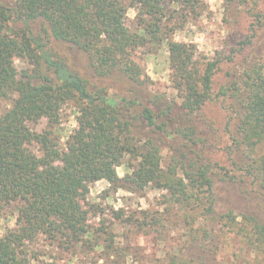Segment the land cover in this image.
Returning a JSON list of instances; mask_svg holds the SVG:
<instances>
[{
	"label": "trees",
	"instance_id": "obj_1",
	"mask_svg": "<svg viewBox=\"0 0 264 264\" xmlns=\"http://www.w3.org/2000/svg\"><path fill=\"white\" fill-rule=\"evenodd\" d=\"M204 7L205 0H0V108L8 105L0 113V215L15 217V227L0 237V264H32L31 246L43 239L111 257L118 251L114 231L106 220L96 224L91 218L106 210L87 207L91 185L100 181L113 189L121 183L133 190L156 184L171 193L170 201L187 219L202 209V250L217 239L221 245L208 251L218 254L227 247L223 237L237 236L241 250L255 254L247 261L264 264V155L256 157L264 142V67L244 57L240 69L228 71L227 81L215 87L222 64L238 61L242 50L199 61L192 44L174 38L187 17H197ZM53 40L87 54L97 82L72 68ZM163 47L176 94L155 90L139 61L140 50L154 55ZM17 60L28 66L19 70ZM69 104L78 111V125L61 149V111ZM216 106L226 114L227 150L240 176H230L208 157L218 140L209 111ZM43 119L45 130L30 127ZM35 144L41 156L32 150ZM124 162L132 171L120 178L117 169ZM247 179L259 187L262 197L253 200L262 204L218 210L219 183ZM125 213L110 215L130 224ZM192 237L199 240L195 231ZM163 262L215 264L178 256Z\"/></svg>",
	"mask_w": 264,
	"mask_h": 264
},
{
	"label": "rangeland",
	"instance_id": "obj_2",
	"mask_svg": "<svg viewBox=\"0 0 264 264\" xmlns=\"http://www.w3.org/2000/svg\"><path fill=\"white\" fill-rule=\"evenodd\" d=\"M14 3L15 0H7ZM197 12L198 16L189 15L183 29L174 34L176 41L192 44L196 49L197 59L202 61L203 56L208 58L227 57L234 48H240L242 54L235 63L224 62L222 70L215 78V87L227 81V72L239 70L244 57L257 59L264 67V0H205L203 11ZM135 18V11L129 12V20ZM245 42V44H241ZM251 42V43H250ZM53 48L65 58L69 65L88 78L97 82L90 60L84 52L68 44L53 40ZM139 61L145 66V71L154 82V89L166 91L168 94H176L173 88L170 70L169 53L163 47L154 55L145 54V50L138 52ZM201 63V62H200ZM19 70L26 68L27 63L17 60L15 63ZM119 78H115L119 84ZM8 108L6 103H1L0 113ZM211 110V118L217 122L218 140L209 150L208 157L220 163L230 176H240V173L232 167L227 147L230 144L225 130L227 122L226 114L219 107ZM77 109L72 104L66 105L61 111L60 117V146L66 148L69 137L77 128ZM48 126L43 119L37 124L31 123L30 127L39 132ZM32 150L42 155L41 147L33 145ZM257 155V156H256ZM256 157L264 155V142L258 146ZM162 167L165 171L169 167V152L163 150ZM135 163V162H134ZM120 178H124L132 169L124 162L118 169ZM225 170L222 172L224 173ZM216 188L218 210L244 211L251 209L261 202L253 200V197H262L258 186H253L250 180L242 183L231 184L220 182ZM249 191L250 195L246 192ZM171 193L157 188L156 184L149 185L143 190H133L127 185L113 189L107 181L96 182L91 185L87 207L94 205L106 210V215L96 217L92 213L93 222L99 224L106 220L109 230L114 231L115 247L118 251L109 257L105 252H90L86 249L71 247L60 248L57 244L50 245L45 239L31 246L33 254L32 264H161L164 260L178 256L179 259L199 261L210 258L215 264H252L255 254L247 248L242 249V242L237 236H227L221 241H226L227 247L218 254L211 251L213 244H207L205 250L201 248L204 240L201 231L206 221L199 215L200 209L190 212L193 219H187L184 211L170 201ZM125 210V214L131 217L130 224L115 220L110 215L112 210ZM186 211V210H185ZM145 221V223H143ZM15 227V217L7 214L0 215V237L8 228ZM199 229L196 231L195 229ZM196 232L198 241L194 242L192 234ZM221 232H217V236ZM104 238V237H103ZM207 241V240H206ZM217 255V256H216ZM101 256L106 261L101 260ZM250 259L251 261H247Z\"/></svg>",
	"mask_w": 264,
	"mask_h": 264
}]
</instances>
